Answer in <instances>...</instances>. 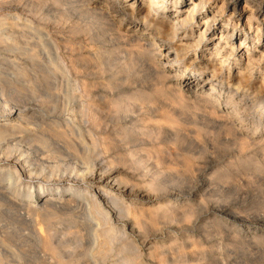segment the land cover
I'll use <instances>...</instances> for the list:
<instances>
[{"label":"rangeland","instance_id":"374dc122","mask_svg":"<svg viewBox=\"0 0 264 264\" xmlns=\"http://www.w3.org/2000/svg\"><path fill=\"white\" fill-rule=\"evenodd\" d=\"M207 2L213 11L194 18L188 38L168 32L172 8L155 7L144 21L149 0H108L128 35L163 23L158 40L175 60L155 62L181 77L169 82L149 68L154 53L97 24L83 0H0L9 28L0 43V119L24 118L12 133L36 169L0 199V263L264 264V65L240 76L234 57L231 71L212 78L224 58L212 51L224 45L225 28L197 50L194 40L207 17L225 20L245 0ZM98 5L91 11L110 21ZM232 20L230 48L248 31L246 15ZM256 45L264 52V39ZM208 95L219 115L203 100ZM36 178L63 187L80 181L73 194L80 188L81 196L31 212L22 204L41 195L31 185ZM41 233L57 255L43 248Z\"/></svg>","mask_w":264,"mask_h":264},{"label":"bare ground","instance_id":"6f19581e","mask_svg":"<svg viewBox=\"0 0 264 264\" xmlns=\"http://www.w3.org/2000/svg\"><path fill=\"white\" fill-rule=\"evenodd\" d=\"M97 2L99 3L98 7L102 8L103 12H105V14L107 13L110 16V21H109V19L106 20L105 18H103V15L101 16V15L97 14V12H96L97 9L94 10V12L91 11L92 4L97 3ZM228 2H229V0H222L221 6L224 7L225 5H227ZM83 3H84L85 12L91 18H93L97 24H99L100 26H103L104 28H108V29L112 30L113 32L119 34L120 36H123V35H124V37L127 36V38H130L131 41H133L134 43H137L139 45L140 50H141L140 52L142 54L149 55L150 53H152V55H153V53H154V58H157V59L152 58L153 59L152 60L149 58L150 63H147V64L148 65L151 64V65H149V68H151L152 72L156 76L158 75L157 78L159 77L158 78L159 80L164 79L163 81L166 80L169 82H174V81H178L179 79H181V77H179V79H177L178 75H176V74L171 75L169 73V75H168L165 71L160 69L158 64L155 62V60L159 61V60H161V58L165 59L166 63H171V62H173V60H175V58L170 59L168 56L166 57L165 55H163L164 54L163 50L167 51V52H171V50L167 46L162 44L160 40H158L159 35H161L162 32L164 31L162 22H159L158 25L155 26L154 28L146 26V27L141 28L140 30H137L136 33L128 35L127 33L123 32V30L125 28V25H123V22H122V16L123 15H118L116 20H115V18H114L115 15L113 16L112 15L113 13H111L113 11H111L112 7H110V3H108V0H83ZM189 3H191L190 0H149V5L147 8V14H146L144 21L147 20V17L150 15V12L152 10H154L155 7L164 8V9L172 8L174 12H177V15L176 16L169 15V14L167 15L168 19H170V20L172 19L171 23L168 25V28H169L168 32H170V34L177 36L179 34V31H181V32H184L183 37L191 38L192 33H193V27L195 25V24H192L194 18L196 17V18H198V20L201 18H205L207 16V14L211 13L213 10H212L211 5L207 2V0H197L195 3L191 4V6L187 9V12L185 15H181V12L183 11L184 6L189 4ZM114 12H116V11L114 10ZM236 14L239 15L240 17L241 16L243 17L246 15L247 22H246L245 26H248V31L244 32V39H241V42L238 46L235 47V45H233L230 48L228 43L231 41L232 37L235 35L234 31L235 30L237 31L235 23L232 20V15H236ZM104 17H106V16H104ZM221 17H222L221 15L214 13L211 15V17H207L203 21L204 27L200 32L197 33V37L194 40L193 47H195L197 50L201 44L205 45L208 41H210V40L207 41V38H205V36L208 33L215 31L217 28H219V25H220V29L223 27L225 28V30H222V31L219 29L220 31H219V35H218L219 40H221V39L224 40V45L220 46L219 49L216 48L215 49L216 52L212 51V53L214 56H218L219 54H224L223 55L224 58L220 61L219 66L217 68H215V71L212 74V78L216 79L218 77V75L225 68L226 69L228 68L229 71H231V69H233V64L230 65L229 60H231V58H234V57H236L237 60L238 59L241 60L240 67H239L240 68V70H239L240 76L243 74V71H247V72H250V74H252L253 69L256 65H260V67H261V64L264 65V52L260 53L259 47L256 45L257 42H261V40L264 39V35H262V36L260 35L262 28L264 26V24H263L264 23V0H245V6L243 7L242 11H240L236 7H234L232 9V14L229 18L223 20L224 18L222 17L223 18L222 19ZM252 20H254L257 23V28H256V33H255L257 35L254 34V36L252 38H250L249 35L248 36H246V35L248 34V32H251L249 30L252 28V24H251ZM222 21H224L223 22V23H225L224 25H223V23H221ZM113 22H114V24H112ZM6 24H7L6 20L0 21V43L4 42L5 38L9 36L8 35L9 32L8 33L6 32V30L9 29V28H7V29L5 28ZM229 27H230V30L227 29ZM1 36H4V37H1ZM147 36L150 37V39H149L150 41H146ZM155 37H157V39H155ZM204 39H205V41H204ZM218 43L219 42H216V47H218ZM253 48H254V51L250 52V50ZM185 56H187V52H186ZM148 61L149 60H147V62ZM195 61H196L195 59L192 60V63H195ZM227 66H229V67H227ZM148 72H149V70H148ZM159 80H157V81L159 82ZM262 84H264V78H263ZM241 86H242V82H240L237 85V89L241 88ZM210 89H211V91H213V87ZM243 97L244 96H242L240 99L233 100V102H231V104L233 106L235 104H238L239 102H241L243 100ZM203 98H204L203 100H205L209 104L208 106L212 108V112L217 113V115H219V112L216 110L215 105H213L214 101L210 98V96L208 95V96H205ZM12 115H13V117L9 118V120H11L12 122H9V121L5 122V121H3L4 120L3 118L0 119V199L2 198V201L8 199L7 198V194H8L7 192H9L11 189H15V187H17L19 184L23 185L25 183L23 181L24 179H26V178L31 179V178H33V174L36 173V169L34 168V166L31 163V157H29L28 155H25L23 153L24 151L21 148L23 145V144H21L23 141V138L17 137V134L12 133V129L20 127V123H21L20 121L24 118H20V115L17 113L12 114ZM34 119H35V117H34ZM25 120H27V119H25ZM24 130L20 129V133H25ZM14 131H17V130L14 129ZM31 135H32V133H31ZM34 140H40V138H38V136L35 138V136H34L33 141ZM28 141H30V140H28ZM43 141H44V139H43ZM33 145H35V144H33ZM93 146L94 145L92 144L91 147H93ZM27 150H28V148H27ZM62 174L63 173H61V175ZM53 175H54V173H53ZM74 179H75V177H74ZM48 180L47 179L39 180L36 178V181L33 180V182H31L32 187L38 189L40 191L41 195L35 196L34 195L35 192L33 194H28L27 196L29 198H31V200H29V203L27 202V204H22V205H24L23 206L24 209L27 208V210L33 212V211H36V209H38L40 206H43V205H47V206L52 205V204H53V206H54V204L71 205V204L77 202V198H80V196H81V193H80L81 189L80 188H79V191L77 192V194H73L76 190V187L79 184H81L80 181L73 182V184H70L67 187H63L61 184L57 185L59 183L51 181L52 179H48ZM96 183H97L96 188H98L99 185H101V182L97 181ZM87 190L88 189L86 188L85 191H87ZM52 191H56V192L54 193V195L51 196L50 194L52 193ZM87 192L89 193V191H87ZM95 194H96V191H94V194H92V196H94ZM12 203H13V201H12ZM12 203H11V205H12ZM23 207H22V209H23ZM40 238H41V241L43 244L42 245L43 248L46 250H49V251H51V253L57 255L55 247H53V245L51 244L50 236L48 234L41 233ZM1 260H2V258L0 259V262H2ZM0 264H2V263H0Z\"/></svg>","mask_w":264,"mask_h":264}]
</instances>
